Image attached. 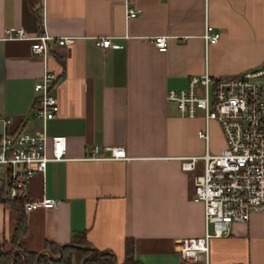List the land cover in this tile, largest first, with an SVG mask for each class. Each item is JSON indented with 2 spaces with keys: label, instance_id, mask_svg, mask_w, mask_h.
<instances>
[{
  "label": "crops",
  "instance_id": "0c3cea01",
  "mask_svg": "<svg viewBox=\"0 0 264 264\" xmlns=\"http://www.w3.org/2000/svg\"><path fill=\"white\" fill-rule=\"evenodd\" d=\"M126 6L139 11L126 18ZM204 23L218 32L215 41L204 44ZM7 27L74 40H49L41 56L30 53L27 40L3 39ZM155 35L166 37L164 51L152 44ZM100 36L118 46L101 48ZM263 60L264 0H0V132L43 134L46 151L50 136L65 137V159L47 161L23 188L25 200L59 201L22 212L25 232L12 252L45 253L44 243L82 234L117 263L128 238L140 264H203L180 258L177 239L203 233L192 179L201 172L199 156L205 148L217 153L223 137L209 121L205 144L196 136L201 116L179 115L165 92L184 88L190 75L232 76ZM44 70L55 75L57 111L42 122L31 108ZM92 145L105 158L84 159ZM104 146L121 147L124 158H106ZM188 157H196L193 167L182 170ZM5 198L0 183V252L12 248L15 220ZM207 262L264 264V211L211 238Z\"/></svg>",
  "mask_w": 264,
  "mask_h": 264
},
{
  "label": "built area",
  "instance_id": "2783aa9c",
  "mask_svg": "<svg viewBox=\"0 0 264 264\" xmlns=\"http://www.w3.org/2000/svg\"><path fill=\"white\" fill-rule=\"evenodd\" d=\"M139 10L125 7V17ZM218 32L204 23L201 38L204 44L215 41ZM5 40H27L31 54L44 56L49 40L66 45L72 36L52 38L44 32L28 33L20 27L4 28ZM165 36H152L151 42L158 51L165 50ZM95 44L101 48L117 47L107 36H100ZM55 75L47 70L34 81V105L31 112L42 122L52 118L57 104L50 88ZM166 102L173 103L179 115L192 118L201 116L203 128L196 136L207 143L209 121L217 123L223 137V147L217 153L206 148L199 158L201 172L193 176L191 199L202 205L203 233L200 236L177 239V250L185 261L207 262L208 242L211 238L226 235L233 222H245L251 212L264 211V60L256 67L232 76L214 77L205 71L190 75L182 89H168ZM3 125L9 119H2ZM106 158H124L121 147H102ZM99 147L92 145L84 159H103ZM65 137L52 135L46 151L45 136L24 132H0V183L7 198L24 196L27 178L43 172L47 161L64 160ZM196 157L184 158L182 170H190ZM59 200L41 197L24 200L23 213L32 208H50Z\"/></svg>",
  "mask_w": 264,
  "mask_h": 264
},
{
  "label": "trees",
  "instance_id": "16d2710c",
  "mask_svg": "<svg viewBox=\"0 0 264 264\" xmlns=\"http://www.w3.org/2000/svg\"><path fill=\"white\" fill-rule=\"evenodd\" d=\"M23 196L11 199L5 198L15 212L14 228L11 235L12 248L0 252V264H140L133 258L132 242L125 238L123 242V257L120 262H114V256L107 251L96 250L88 245L82 234L74 235L68 243L57 245L44 243L45 253L21 252V256L12 252L17 249V240L25 232V220L21 211Z\"/></svg>",
  "mask_w": 264,
  "mask_h": 264
},
{
  "label": "rangeland",
  "instance_id": "374dc122",
  "mask_svg": "<svg viewBox=\"0 0 264 264\" xmlns=\"http://www.w3.org/2000/svg\"><path fill=\"white\" fill-rule=\"evenodd\" d=\"M215 130L211 129V135L213 136V134L215 135Z\"/></svg>",
  "mask_w": 264,
  "mask_h": 264
},
{
  "label": "water",
  "instance_id": "95a60500",
  "mask_svg": "<svg viewBox=\"0 0 264 264\" xmlns=\"http://www.w3.org/2000/svg\"><path fill=\"white\" fill-rule=\"evenodd\" d=\"M113 261L115 262V259H113Z\"/></svg>",
  "mask_w": 264,
  "mask_h": 264
}]
</instances>
